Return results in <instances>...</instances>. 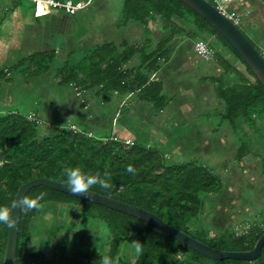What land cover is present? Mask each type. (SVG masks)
I'll return each instance as SVG.
<instances>
[{"label": "trees", "instance_id": "obj_1", "mask_svg": "<svg viewBox=\"0 0 264 264\" xmlns=\"http://www.w3.org/2000/svg\"><path fill=\"white\" fill-rule=\"evenodd\" d=\"M209 1L215 4L214 0ZM156 17L170 35L162 38L152 51H147L150 37L137 44L126 39L121 43L107 40L90 46L81 55H77L78 48L74 49L57 67V83L79 94L91 92L104 103L116 94H128L163 110L170 99L164 92L162 79L153 76L161 71L162 60H170L168 43L172 38L188 35L196 41L206 40L216 51L213 59L224 68L221 75L202 77L203 81L213 83L218 98L225 105L222 119L236 130L239 118L252 124L256 118L253 113L256 110L264 112L263 83L233 45L182 0H123L117 25L140 22L150 32L149 19ZM189 26L195 33L188 31ZM224 52L232 54L245 70L241 71ZM56 55L55 47L38 50L22 59L20 66L27 62L30 76L42 75L56 62ZM135 56H139V64L129 67L128 63ZM231 75L237 80L229 84L227 77ZM82 98L79 107L86 108L90 99ZM42 121L33 113H0V206H11L20 186L33 178L66 182L63 169L80 167L85 172L103 175L107 171L110 174L111 189L97 187L93 191L152 211L170 225L216 248L249 250L263 234L264 225L259 223L241 232L228 227L213 236L206 225H195V219L198 221L204 211L203 194L222 188L220 176L208 166L196 160L170 163L160 149L137 140L127 142L114 129L94 134L74 122L58 120L46 125L43 132ZM250 152V145L243 140L238 147V158ZM128 165L136 169L135 174L127 172ZM42 191L48 194L43 204L54 202L65 206L63 215L67 227L77 240L55 243L49 251L31 249L33 221L40 210L21 212L15 264H100L101 256L112 257L114 264H129L125 243L133 245L136 241L142 248L140 252L134 248L132 264H264V245L260 256L252 261L214 259L184 245L146 220L59 189L38 185L26 195L34 198ZM72 218L76 226L72 225ZM89 229L91 232L99 229L102 238L95 240L90 232L92 241L79 244L80 233ZM7 237L8 228L0 225V264L4 263Z\"/></svg>", "mask_w": 264, "mask_h": 264}, {"label": "rangeland", "instance_id": "obj_2", "mask_svg": "<svg viewBox=\"0 0 264 264\" xmlns=\"http://www.w3.org/2000/svg\"><path fill=\"white\" fill-rule=\"evenodd\" d=\"M122 5L123 0H91L88 7L74 15L63 13L59 23H52L51 20L49 23H38L37 51L45 49L39 43L51 26L49 35L55 34V38L61 35L56 47V62L42 75L30 76L27 62L13 71L16 94L12 102L1 101L5 104L4 108L8 106L25 114H35L43 120V132L46 125L58 120L74 122L94 134L114 129L129 142L137 140L160 149L170 163L196 160L208 166L220 176L222 188L218 192L203 194L204 211L199 215V222L195 219V225H206L211 236L228 227L241 232L253 223L264 225V112L256 110L252 124L239 118L236 130L222 119L225 105L218 98L213 83L203 81L202 77L221 75L224 68L215 59L200 57L194 51V38L175 35L168 43L171 47L170 60H162L161 71L153 76L162 79L164 92L170 99L163 110H157L150 103L128 94H116L104 103L91 92L79 94L71 87L57 83V67L74 49L78 48L77 55H81L90 46L107 40L121 43L126 39L137 44L150 37L147 51H152L162 38L170 35L157 17L149 19L150 32L142 23L135 21L127 26H118ZM229 6L238 10L234 1ZM238 14L239 27L246 34H254L258 42L255 44L264 50V24L257 27L241 12ZM187 29L195 33L190 26ZM46 42L57 46L54 37H48ZM224 54L241 71L245 70L232 54ZM139 62V56H135L128 66H137ZM227 79L232 84L237 77L231 75ZM2 82L6 80L2 79ZM82 97L90 99L86 108L79 107ZM243 140L250 145L251 152L239 159L238 147ZM59 205L54 202L43 204L33 221L29 241L31 249L46 248L49 251L55 243L77 240L67 227V219L63 215L65 206ZM71 221L76 226L73 218ZM98 231L91 232L89 229L80 233L78 243L91 242L90 232L95 240L102 238L103 233ZM125 247L129 264H132L135 247L129 242L125 243Z\"/></svg>", "mask_w": 264, "mask_h": 264}, {"label": "water", "instance_id": "obj_3", "mask_svg": "<svg viewBox=\"0 0 264 264\" xmlns=\"http://www.w3.org/2000/svg\"><path fill=\"white\" fill-rule=\"evenodd\" d=\"M200 15L206 18L238 51L242 58L247 62L250 68L254 71L258 79L264 85V57L259 52L257 47L251 42L244 31L230 18L220 12L214 4L209 0H182ZM47 185L59 189L68 194L87 199L89 201L103 204L112 209H117L125 213L131 214L140 219L146 220L157 227L167 232L172 237L179 240L184 245L193 250L214 259L234 258L252 261L257 259L264 245V232L257 240L255 246L249 250H224L211 246L194 236L178 229L175 226L167 223L156 213L145 208L113 198L108 195L101 194L91 190L88 196L71 193L65 186V182L56 181L44 177H36L23 183L18 189L14 200L17 197H23L34 186ZM14 216L17 219V224L11 229H8V237L3 264H15L18 246V232L21 217V209H14Z\"/></svg>", "mask_w": 264, "mask_h": 264}, {"label": "crops", "instance_id": "obj_4", "mask_svg": "<svg viewBox=\"0 0 264 264\" xmlns=\"http://www.w3.org/2000/svg\"><path fill=\"white\" fill-rule=\"evenodd\" d=\"M233 1L237 5L236 12H241L245 18L254 23L253 25L259 27L264 24V11H262V9L264 10V0ZM63 13L65 12L55 9L51 13L39 17L34 14L33 3L29 0H0V113L18 111L14 108H7L8 106L4 108L5 104L2 103L12 102L13 96L16 94L13 71L18 69L22 59L37 51L40 31L38 23L51 21L59 23V19L64 16ZM50 31L48 30V34L44 33V37L42 36V42L39 43L41 48L50 49L59 46L61 35H57L55 38V34L49 35ZM247 34L254 42L258 43L254 34L253 36L250 33ZM48 37H54L57 46L46 42ZM2 79H5L6 82L3 83Z\"/></svg>", "mask_w": 264, "mask_h": 264}, {"label": "clouds", "instance_id": "obj_5", "mask_svg": "<svg viewBox=\"0 0 264 264\" xmlns=\"http://www.w3.org/2000/svg\"><path fill=\"white\" fill-rule=\"evenodd\" d=\"M127 172L135 174L136 169L132 165H128ZM62 176L66 177L65 186L73 194L88 196L93 188L109 190L112 187L110 183V174L105 171L103 175L96 172H85L80 167H65L62 171ZM48 194L40 192L34 198L28 195L17 197L11 206H0V225H4L11 230L16 224L17 219L14 216V209L20 208L21 212L29 213L39 211L43 207V201ZM137 252L141 251L142 245L140 242H132ZM100 264H114V260L110 256H101Z\"/></svg>", "mask_w": 264, "mask_h": 264}, {"label": "built area", "instance_id": "obj_6", "mask_svg": "<svg viewBox=\"0 0 264 264\" xmlns=\"http://www.w3.org/2000/svg\"><path fill=\"white\" fill-rule=\"evenodd\" d=\"M33 3V11L36 16H45L55 9L64 10L70 15H74L79 10L88 7L91 0H29ZM215 7L234 21L237 25L239 24V14L236 10L230 9V4L233 0H214ZM195 52L203 59H213L215 58V49L204 39H199L194 43ZM262 55L264 57V50H262ZM75 128V126H72ZM129 142L128 140H126Z\"/></svg>", "mask_w": 264, "mask_h": 264}]
</instances>
